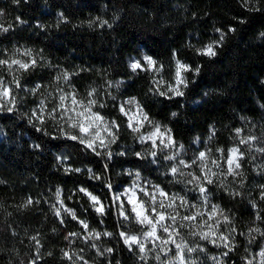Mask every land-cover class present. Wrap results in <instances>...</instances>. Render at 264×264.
Listing matches in <instances>:
<instances>
[{
	"label": "trees",
	"instance_id": "trees-1",
	"mask_svg": "<svg viewBox=\"0 0 264 264\" xmlns=\"http://www.w3.org/2000/svg\"><path fill=\"white\" fill-rule=\"evenodd\" d=\"M100 20L108 23L100 27ZM0 25H11L0 31V47L10 50L21 44L36 60L35 67L16 73L20 87L14 88V110L0 111V264H72L63 251L95 264H150L122 241L119 231L139 233L141 227L131 218L126 202L130 219L119 216L113 193L130 182L133 172L166 191L184 189L167 172L162 155L152 157L149 144L139 142L129 129L118 108L119 98L135 97L144 112L167 126L184 146L195 137L209 136L210 148L215 152L222 148L226 155L236 142L235 129L257 124L264 131V0H248L247 6L244 0H0ZM214 41H219L214 56L198 54L199 47ZM139 50L162 71L130 70L127 57ZM174 53L175 59L198 67L199 72H186L183 96H161L156 89L166 90L167 83H173ZM62 71L77 74L67 83L56 81ZM161 78L166 83H153ZM37 85L41 87L34 94ZM63 86L84 98L96 89L93 98L104 107L94 110L117 122L119 127L113 130L118 138L107 149H97L101 155L67 139L52 120L36 127L29 122L34 120L31 108L36 100L54 102L57 88ZM63 128L75 133L66 124ZM244 154L242 175L228 176L226 187L207 185L212 201L231 220L227 225L221 222V232L228 235L235 228L231 251L210 247L220 252L221 264H247L245 259L260 241L249 229L264 230V200L255 190L259 176L250 152ZM66 168L81 171L66 172ZM82 187L99 197L103 215L79 191ZM58 188L64 204L88 223V229L112 233L100 237L112 252L98 255L82 238L84 229L77 220L63 209L60 217L55 215L53 205L60 207ZM29 197L33 203L22 206ZM69 233L80 235L65 239ZM33 236L39 240L38 253Z\"/></svg>",
	"mask_w": 264,
	"mask_h": 264
},
{
	"label": "snow or ice",
	"instance_id": "snow-or-ice-1",
	"mask_svg": "<svg viewBox=\"0 0 264 264\" xmlns=\"http://www.w3.org/2000/svg\"><path fill=\"white\" fill-rule=\"evenodd\" d=\"M16 2H18V0H16ZM244 3L245 6H247L248 0H244ZM255 10L259 11L258 8ZM92 23H95V21L89 23L90 27ZM107 23L108 22L105 20H100L99 26L103 27ZM10 27L11 25L7 28L0 25V31L6 32ZM217 31H219V29H217ZM223 38L224 34L221 33L220 40L222 41ZM218 43L219 41L209 43L204 48L197 49V52L201 55L214 56L216 54L214 48ZM19 51V49L16 50V52ZM22 55L32 57V52L31 50H24ZM14 57L15 53L8 59H0V66H6L9 73L12 74L11 80H5L3 75L0 74V111L7 110L8 112H12L16 106V97L13 93L14 88L20 87V80L19 77L14 74V66H16L15 71L18 72L20 70L27 71L30 67H35L36 65L34 57L30 60V62L16 59ZM173 58L175 59V53L173 54ZM143 62L144 63L142 64L140 60H133L129 64V67L133 72H136L137 70H150L159 73L162 71V66L157 67V62L151 56L145 55L143 57ZM190 71L198 73L199 68L197 67L193 69L191 65L183 63L179 59H175V72L173 77L174 83H167L166 90H160L157 88L156 91L161 96H167L168 93H171L173 96H183L184 92L182 89L186 88L188 83L184 73ZM76 74L77 73L62 71L60 75L55 77V80L60 81L63 79V81L67 83L71 79V76ZM153 83L161 84L166 82L163 81V78H161L160 81L154 80ZM40 87V85H37L36 88L32 89V92L35 94ZM95 92L96 89H92L88 92L87 97L80 98L75 89L66 92L62 88H57V95L53 98L54 102L48 101L47 98L41 99L37 107L32 109L31 116L34 120L30 118L29 122L33 123V126L36 127L37 123L42 126L47 122V120H52L61 126V131L67 139L77 141L86 149H90L99 156L102 153L97 150L98 147L107 149L110 144L116 142L118 137L116 131L113 129H118L119 126L115 120L108 121L99 111L94 110L97 106L101 108L104 107V104L99 103L95 98H93ZM49 96H52V93H49ZM48 103H52L50 108L48 107ZM125 103L135 105L137 110L136 113L129 115L128 110H126L123 104L119 109L122 114L128 117V127L131 128L133 132H139L145 123L152 126V130L150 132L140 137L141 142L151 141L153 150L150 151V155L152 157L157 156V151L155 150L157 148L163 151L164 149L176 147L175 141L170 135L171 130L167 128L162 130L161 125L151 121L147 113L143 111L142 107L135 100V98H131ZM133 121H135V124ZM64 124H66L69 129L76 130L75 133L65 131L63 128ZM37 131H44V129L43 127H37ZM241 131L242 129H235L237 137H240ZM209 139H211V137ZM256 139L257 137L255 136L242 137L240 138L239 143L251 145V142ZM157 140H159V144H157ZM179 148L182 149L183 145H180ZM256 150L264 153V147H260ZM216 151L220 153L218 158H212L211 149H207L205 151H199L198 155L192 160L191 164L187 163L184 159H179L178 163L173 164L170 168V172L173 176L179 174L181 176L190 177L187 179V184H194L195 188L198 189L199 193L204 198L205 206L207 205L206 194L208 191L206 185L214 183L213 178L218 175L216 171H213L214 168L220 169V174L232 176L242 175V173L238 170L241 168L240 161L243 158L244 153L241 152L239 147H231L227 149L226 156L224 155V149L217 148ZM105 154L109 158L112 155L110 151ZM136 155L141 156L142 154L138 152ZM178 155L179 152L174 153L173 155L165 156L164 158L166 160H176ZM221 161L227 165L226 170L222 167ZM197 162H199V174L193 172L184 173L181 170V167L191 168L192 165ZM65 171L80 172L81 169L66 168ZM88 171L91 174V169ZM136 176L138 179L139 173H136ZM94 178L99 179L98 176ZM107 186L111 189L110 184ZM221 186H223V183H221ZM137 188H139V192L143 194V197L147 198L146 200L138 196ZM260 188V198L261 200H264V185H260ZM79 191L89 198L93 209L98 214H104V206L98 196L83 187L80 188ZM125 194L127 196V203L131 206V218H133L139 225L146 226V230H143L142 228L141 234L139 235H130L124 231H121L119 235L129 249H131L133 245H136L142 261L147 259L150 252H155V259L159 262V264H196V261L191 259V254L197 251L203 252L205 249L199 245L195 247L189 246L180 232V229L185 227L190 229L189 235L193 237L198 236L200 240H207L216 246H223L228 249V251H231L234 247V236L232 234L235 233V228L233 227L229 229L228 235H225L220 231L221 222L227 225L231 223V220L219 205H211L210 210L205 213L204 211L198 210V206L190 203L185 196L178 193L169 194L159 185H153L152 190L149 191L145 187H139V185H136L135 182L133 187L125 190ZM234 194L239 195V193ZM56 199L60 205V207L53 205L55 215L57 217L61 216V209H63L65 213L71 215L74 220H77L85 230L89 228L86 221L78 219L75 210L68 208L64 204L61 199V190L59 188L56 190ZM117 199H119V197H117ZM32 203L33 201L31 197H29L22 206L27 207ZM253 207H256L254 202ZM120 208V215L125 220H128L130 218V214L123 211V202H121ZM181 209H183L187 214H182ZM205 215H207V220L203 219ZM217 216L222 218V220L215 219V223H208L209 220H213ZM198 219L202 222L195 223ZM256 219H261L259 213H257ZM61 223H63V220H61ZM205 227H207V231L203 230ZM195 229L200 230L197 231ZM249 232H259L262 236H264V232H260L259 228L249 229ZM78 235L80 234L69 233L65 239ZM101 235L111 236L112 233L105 232L101 234L95 230L88 233V236L94 239H99ZM31 239L36 242L38 253L40 246L39 240L36 236L31 237ZM218 240L221 242L220 244H217ZM149 243L152 245V248L147 247ZM92 247L96 248L98 255H104L105 252L110 253L113 251L111 248H106L101 251L95 244H93ZM173 252L174 254L170 257L169 253ZM227 254L228 252L223 253L224 256ZM49 255H51V253H49ZM63 255L66 259L72 261V264H76V260L81 261L82 264H88V261L85 260L82 255L75 252L70 253L68 251H63ZM256 255L259 257L258 264H264V248H261ZM74 256L76 257V260H73ZM212 259L213 261H217L216 257H212ZM33 264H35V261H33ZM217 264H219L218 261ZM247 264H253V260L247 259Z\"/></svg>",
	"mask_w": 264,
	"mask_h": 264
},
{
	"label": "rangeland",
	"instance_id": "rangeland-1",
	"mask_svg": "<svg viewBox=\"0 0 264 264\" xmlns=\"http://www.w3.org/2000/svg\"><path fill=\"white\" fill-rule=\"evenodd\" d=\"M209 43H212V42H209ZM209 43H206L205 45L199 47L198 49L204 48ZM17 49H19L20 51L19 52H16ZM24 50H28V49L25 48V47H23L21 44H14V45H12V47L10 48V50H6V49H3V47H0V59H8L9 57L13 56V54L15 53V57L14 58L21 59V60L29 61L30 62V60L33 57H28V56L22 55V53L24 52ZM145 55H148V54L145 53L143 50H139L137 53L129 55L127 57V60H126L127 61L128 68L130 69L129 64L133 60H140L141 63L143 64L144 63L143 62V57ZM180 61H182L183 63L188 64L187 62H185L183 60H180ZM15 68H16V66H14L13 71H14V74L16 75L17 72L15 71ZM0 74L3 75V77H4L5 80H7V78H6L7 76L9 77L8 80H10V78H12V74L9 73V71H8V69H7L6 66H0ZM184 76H186V73H184ZM173 83H174V80H173ZM62 89H64L66 92L67 91H70V89L68 87H66V86H63ZM78 96L80 98H84V96H80V95H78ZM131 98H135V97H133V96H127V97L119 98L118 99V108L120 109V106L123 104L125 106L126 110H128L129 115H132L133 113H136V111H137L135 105L126 104L125 103L126 101H128ZM42 99H44V98H42ZM40 100L41 99H37L36 100L35 104L31 108V113H32V109H34V108L37 107V105L39 104V101ZM135 100L137 101L136 98H135ZM48 107L50 108L51 105L48 104ZM122 115L125 117L126 124L128 126V117L125 116L124 114H122ZM150 120L153 121L154 123H158L159 125H161V129L162 130H164L165 128L168 129V127L165 126L164 124H162L160 121L154 120V119H151V118H150ZM133 123L135 124V121H133ZM256 125L257 124H254L252 127L248 128L246 130H242L241 131V134H240V137H237L236 136V142L231 147H239L240 150H241V152H243V153H244V150L250 152L252 168L254 169L256 175L259 176V178L257 179V180H259L258 183H255V190H257L259 192V194H261L260 185H264V181H260L261 179L264 178V167H262V166H264V153H261V152L257 151L256 149H258L260 147H264V131L263 130H258V128H256ZM129 129H131V128H129ZM72 130L74 132L76 131L74 129H72ZM151 130H152V126L149 125V124H147V123H145L144 126L140 129L139 132H134V133L136 134L138 141L141 142L140 137L142 135H146ZM131 131L133 132L132 129H131ZM0 136H1V131H0ZM247 136H255V137H257V139L255 141H252L251 142V145H249V144H240L239 143L240 138L247 137ZM209 140H210L209 139V136L204 137V138L195 137L192 140V142H191V144L189 146H184L180 142H177L176 140H174L175 141V144H176V147H174V148L164 149L163 151H161L159 148L155 149L157 151V153H159V154L162 155L163 160L167 163V165H168L167 166L168 167L167 168V172L171 175V177L173 178V180H175L176 182H178L183 187V189H184L183 192H181V191H166L165 189L164 190L167 193H169V194L178 193V194H180L182 196H185L190 203L196 204L198 206V210L204 211L205 213H207L210 210L211 205L215 204L212 201L211 194H210L209 190L207 191V194H206L207 195V205L205 206L204 198L201 196V194L199 193L198 189L195 188L194 184H187V179H189L190 177L181 176L179 174L173 176L171 174V172H170V168H171V166H173V164H177L179 159H184L187 163L191 164L192 160L198 155V152L199 151H205L207 149H211L210 146H209ZM141 143H148L149 146L152 148L151 141H144V142H141ZM157 144H159V140H157ZM180 145H183V148L182 149L179 148ZM231 147H229V148H231ZM97 149H104V148H99L98 147ZM177 152H179V155L177 156V159L176 160H166L164 158L165 156L173 155L174 153H177ZM226 155H227V153H226ZM244 155H243V157H244ZM219 156H220V153L215 152V151H213L211 149V157L212 158H218ZM221 164H222V167L226 170L227 165L224 164L223 161H221ZM240 164H241V161H240ZM181 170L184 173L193 172V173L199 174L200 173L199 162H197L196 164L192 165L191 168L181 167ZM213 171H216L218 173V175L213 178L214 179V183H212V184H219V185H221V183H223V186L226 187L227 186L228 176H232V175L220 174V171H221L220 169H215L214 168ZM238 171H240V169ZM136 173H138V172H133V174H131V179H130V182L129 183L123 185L122 188H120L119 190H117V191H115L113 193V199L116 202V204L118 205V213H119V216L120 217H122L120 215V212H121L120 204H121V202H123V211L126 212V208L124 207V202L127 203V196L125 194V190L133 187L134 186V182H135L136 185H139V187H145L149 191L152 190V186L153 185H158V184L154 183L153 181H151L146 176L141 175L140 173H139V178L137 179ZM233 177H236V176H233ZM260 177H263V178H260ZM233 182L236 183L237 181L234 180ZM206 187L208 189V186L207 185H206ZM188 191L191 192V195L188 193ZM137 194L141 198H143L145 200L147 199L146 197H143V194L142 193L139 192V188H137ZM117 197H119V199H117ZM129 209L131 211V206L130 205H129ZM181 213L182 214H187V213L184 212L183 209H181ZM203 219L207 220L208 219L207 218V215H205L203 217ZM215 219H221L222 220V218H220L219 216H217L213 220H209L208 223H215ZM201 222L202 221L200 219H198L195 223H201ZM137 225L139 227H141V231H142V228H143V230H146V226H141L138 223H137ZM255 228H257V227H255ZM195 230L199 231L200 229H195ZM203 230L204 231H207L208 229H207V227H205ZM90 231H92V230L91 229H87V230L84 229V232L81 234L82 238H84L87 242H89L91 244V246L93 244H95L101 251H103L104 249H106L107 247L102 244V242L100 241V238L99 239H94V238L88 236V233ZM141 231L139 233H133V232H126V233H128L130 235L131 234H137V235H139V234H141ZM220 231H221V228H220ZM120 232L121 231H119V233ZM180 232H181V235L186 240V242L189 244V246L195 247V246L199 245V246H201V247H203L205 249V251H203V252L197 251V252L191 254V259L195 260L196 261V264H217V261L219 262V264H221L222 258H221L220 252L211 250L210 247H215L217 249L218 248H222L223 249L224 248L223 246H216V245L210 243L207 240H200L198 236L193 237V236L189 235L190 229L188 227H185V228L180 229ZM260 232H264V230L260 229ZM256 233L260 237L259 245H258V247L254 251H251L250 252V254H249L248 258H247V259H252L253 260V264H258L259 257L256 254L260 251L261 248H264V236H262L259 232H256ZM177 239H179V238H177ZM122 241H123V239H122ZM220 243L221 242L218 240L217 241V244H220ZM147 247L148 248H152V245L149 243L147 245ZM127 248L129 249L128 246H127ZM93 249L97 253L96 248H93ZM133 249L138 253V256L140 258V253H139V250L136 247V245H133L132 248L129 249V250H133ZM106 253H108V252H105L104 255ZM223 253H225V252H223ZM173 254H174V252L173 253H169V256L171 257ZM155 255H156L155 252H150L149 255H148V257H147V259L144 260V261H146V262H148L150 264H159V262L155 259ZM100 256H103V255H100ZM212 257H216L217 258V261H213ZM247 259H245L246 263H247ZM88 264H95V263L88 262Z\"/></svg>",
	"mask_w": 264,
	"mask_h": 264
}]
</instances>
